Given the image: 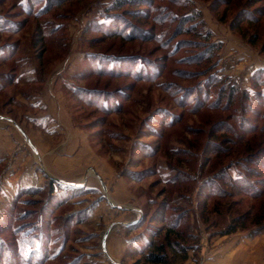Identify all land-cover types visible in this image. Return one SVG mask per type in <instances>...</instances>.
<instances>
[{
	"label": "rangeland",
	"instance_id": "1",
	"mask_svg": "<svg viewBox=\"0 0 264 264\" xmlns=\"http://www.w3.org/2000/svg\"><path fill=\"white\" fill-rule=\"evenodd\" d=\"M24 1L0 0V13L5 18L12 22L27 19L18 30L0 34L1 43L7 41L18 46L13 60L0 63V153L5 150L0 155V263L13 255L10 264H132L139 255H128V245L133 246L130 242L143 233L147 236L150 227L158 228V223L150 226L149 219L162 201L186 210L179 228L185 237L186 254L178 251L171 255V264H211L213 258L223 255L225 245L235 234L258 239L255 252L234 254L237 264L245 263L240 255H264V229L257 230L260 226L252 223L254 218L263 215L264 224V169L255 164L256 159L264 156V105L257 104L250 85L252 75L264 69L261 49L264 33L255 44H250L247 37L242 38L229 28L231 18L247 5V0L230 5L225 21H220L218 16L224 6H220L218 14L210 10L214 0H190L200 11L205 28L212 31V41L219 47H215L207 59L188 62L189 56L202 49L191 46L192 36L174 38L171 44L179 43L183 48L170 59L166 58L169 51L162 50L155 41L130 44L118 38L91 41L98 35L93 31L85 32L88 23L112 0H78L68 9L58 11L65 13L60 21L50 16L43 19L53 24L62 23L63 27L50 37L51 46L46 53L41 81H38L35 60L38 52L32 43L35 20L21 9L19 4ZM263 4L259 2L253 7ZM129 22L150 27V23ZM261 29L264 31V22ZM253 31L251 28L248 33ZM89 53L138 55L148 60V67L154 71L159 64L164 65L153 81L109 76L82 78L79 73L88 67L85 55ZM139 66L141 62L134 68ZM11 75L13 82L7 80ZM210 75L222 78L224 84H229L225 80L229 77L239 90L248 92L247 122L255 123L262 135L247 134L239 139L215 131L216 138L229 137L225 147L231 146L230 151L234 152L230 155H225L228 153L225 151L223 154L206 152L209 128L214 121L224 119L234 108L244 107V104L236 98L230 108L225 107L223 101L217 110L198 109L193 104L195 99L206 102L209 97L202 98L197 92H191L195 88L202 89ZM70 84L107 91L111 96L104 103L111 105V111L103 114L84 103L68 88ZM171 85L174 86L169 87ZM217 89L218 86L208 89L209 101L216 97ZM258 89L264 91V86L256 91ZM116 103L119 111L114 110ZM61 118L79 129L80 142L87 140V144L84 143L88 145L87 152H80L78 157L84 176L79 185L67 186L51 179L45 175L46 171L39 169L42 155L36 151L32 154L30 135L44 139L54 134V144L51 142L49 147L60 149L63 146L69 133L65 130L50 132ZM252 144H257L261 151L257 154L246 151L245 147ZM79 150L73 156L79 154ZM56 156L60 157V153ZM61 156L68 158L69 154L65 152ZM229 160L242 161L246 168L256 170L252 181L262 190L255 199L233 192L229 198L220 200L201 190L200 185ZM31 163L36 173L45 176L42 186L21 185L22 181L16 178ZM97 164L103 166L102 177V172L99 174L94 169ZM227 173L236 176V168L229 166ZM174 176H178L176 182H172ZM5 178L10 179L11 189L3 185ZM217 184L220 180L215 186ZM75 188L78 191L72 192ZM66 192L67 196L61 199ZM117 198L121 203L114 202ZM239 199H242L240 203L227 208V204ZM47 205L53 206L49 212L44 211ZM131 208L137 210V220L129 225L122 223ZM247 209L251 213L247 228L223 235L230 219ZM143 215L145 219L140 225ZM7 222L10 229L5 226ZM256 230L260 232L255 234ZM39 255L46 258L41 260ZM258 264H264V257Z\"/></svg>",
	"mask_w": 264,
	"mask_h": 264
},
{
	"label": "trees",
	"instance_id": "2",
	"mask_svg": "<svg viewBox=\"0 0 264 264\" xmlns=\"http://www.w3.org/2000/svg\"><path fill=\"white\" fill-rule=\"evenodd\" d=\"M76 1L78 0H25L23 3L19 4L26 16L35 20L32 30L35 38L32 43L34 45L33 47H35L38 52L35 58L39 75L38 81H41V76L44 75V64L47 62L45 57L51 46L50 37L63 27L62 23L53 24L50 21L43 19L44 17L50 16L54 20L60 21V19L65 18L62 17L65 13H58V11L61 8L68 9V7ZM164 1H166L167 4H164ZM247 2L248 3L244 8L239 9L233 15L229 22V28L232 31L237 32L242 38L247 37V41L250 44H255L261 37V34L264 33L261 29L262 23L264 22V4L260 7L253 6L256 3L264 2V0H247ZM239 3V0H214L213 5L210 6V10L214 14H218L220 6H224L221 14L218 16L220 21H225L228 7ZM188 7H190L189 10H187ZM131 20L139 21L143 24L150 23V27L136 26L129 22ZM25 22H27V19L23 22H12V20L5 18V16L0 13V34L10 31L14 32ZM158 26L159 28H157ZM160 26H162V29ZM251 28H253L254 31L249 34L248 31ZM90 31H93L98 35V37H92L90 39L91 41H99L103 38H118L122 42L128 44L134 42L150 43L155 41L159 43L162 50L164 49L166 52L169 51L166 56L168 59L174 58L173 56L179 53L183 48V46H181L182 44H171L175 37L192 36L193 40L190 41L192 42L190 43L191 46L202 47V49L189 56L187 62L193 59H196L197 61L207 59L210 56V52H212L215 47H219V45L217 46V44L212 41V31L205 28L200 11L192 6L190 0H112L102 8L97 17L88 23L85 32ZM247 33L249 35H247ZM17 48L18 46L16 43H10L7 41L0 42V63L13 60ZM261 49L264 51V40ZM85 58L89 65L79 73V76L82 78L109 76L113 78L132 77L135 80L153 81L160 73V68H162L160 66L164 65V63L159 64V67L154 71L152 68L150 69L148 67L150 65L148 60L144 57L133 54L110 56L108 54L99 55V53H89L85 55ZM183 59H185V57ZM112 62L114 63L110 65ZM140 62L141 66L137 67V69L134 68L135 65ZM146 66L149 69H147ZM7 80H12L13 82L14 76H9ZM225 80L229 81V84H224L220 77L210 75L206 78V83L202 87L205 91L202 92L201 88H195L191 93L197 92L202 98L207 99L209 97L210 100V90L213 87L218 86L216 97L213 100L203 102L199 99H195L193 104H195L198 109L213 108L217 110L223 101V105L230 108L236 98L240 104H244V107L241 106L240 108H234L232 113L227 114L224 119L219 118L214 121L209 128L210 133L208 137L210 139L206 152L216 151L218 154H223V151H225L228 152L225 153V155H230L231 152H234L230 151L231 146L229 148H226L227 146L225 147L229 137L216 138L214 134L217 132L215 131H220L223 134L229 133L233 136L235 135V138L239 139L241 136L247 134L255 135L256 133H259L260 136L262 135L256 130L258 127H255V123L249 124L247 122L248 117L245 114L249 108L248 100L250 96L248 92L245 90H239V88L230 81L229 77L225 78ZM250 80L253 96L256 95L257 104L263 106L264 91H259V89L256 91V88H262L264 86V69L257 70ZM173 86L174 85H171L169 87ZM68 88L73 90L75 97L84 101L86 104L94 106V108L101 111L103 114H108V112L111 111L109 108L111 105L104 103V101L111 96L107 91H102L96 88L84 89L73 86L72 84H70ZM172 91L173 90H171V92ZM181 94L183 96L185 95L184 92ZM114 106V110L119 111V105L116 103ZM258 113L259 112L256 114ZM244 115L245 117H243ZM219 138L220 140L218 141ZM218 143L219 146L217 145ZM252 149H254V151H252ZM245 150L251 153L253 152L252 154H257L261 151L258 149L257 144L246 146ZM256 160L255 164L264 169V156ZM229 166H234L236 168V176L232 177L227 173V168ZM255 172V169L249 167L246 168L242 161L229 160V162L218 172L212 174L211 177H208L206 182L202 183L200 187L201 190L203 188L204 192L207 191L209 196H212L215 199L221 200L224 197L229 198L233 192H235V195L243 198L246 196L255 199L262 190L260 189L262 187H259V184L252 181V175ZM177 179L178 176L172 177V182H176ZM218 180H220V184L215 186V182ZM73 191H78V188H75L72 192ZM60 193H62V191ZM67 193L68 192L65 193L66 195H62L61 199L67 196ZM241 201L242 199L231 201V203L227 204V208L230 209L232 205H237ZM54 205L57 204L55 203ZM52 208L47 205L44 207V211L49 212ZM185 211V209L180 208L178 205H169L167 201H162L158 205V210L149 219L150 226H152L153 223H158V228L154 230V228L152 229V227H150V229H147V236L143 233L140 237H137L130 242L133 246L129 247L128 245V255H139L132 264H171V255L177 254L178 251L185 255V237L183 232L179 229L185 220ZM250 215V209H247L242 214H237L232 217L222 234L228 235L237 231L245 230ZM144 219L143 215V218L139 223L140 225H142ZM254 219L252 220L253 225L260 226V229L257 230L262 231L264 229V224H262L263 215L255 220ZM139 224L134 226L137 227ZM5 226L10 229L9 222H7ZM257 230L255 231V234L260 232ZM133 248L134 251H129ZM8 258V261L5 260L2 264H10L13 255H9ZM45 258V255H39V259L44 260Z\"/></svg>",
	"mask_w": 264,
	"mask_h": 264
},
{
	"label": "crops",
	"instance_id": "3",
	"mask_svg": "<svg viewBox=\"0 0 264 264\" xmlns=\"http://www.w3.org/2000/svg\"><path fill=\"white\" fill-rule=\"evenodd\" d=\"M61 125V129H60ZM54 127V126H53ZM51 129V128H50ZM49 129V130H50ZM57 131H55V130ZM50 132H55L59 133L62 130H65V132L69 133L68 134V139L67 141L63 143V146L60 149H56L53 146V148L49 147L51 146V142L53 143V138H55V135L51 134L50 136L47 135V137H44V139L39 135V136H34L30 135V143L32 147V154L34 155V151L36 153L42 155V163L41 165L39 164V169L42 171H46L45 175L50 176V178H55L58 180H61L68 185H79L81 183L82 179L84 178L83 172L81 171V161L78 157H80V152L84 153L87 152V140L86 144L84 145L85 141H81L80 137L82 136L81 133L79 132V129L73 127L71 123H66V121L61 118L59 121V125H56ZM46 136V135H45ZM50 137V138H48ZM79 138V141L77 140ZM78 142H80L78 144ZM79 150V154H73L77 149ZM5 153V150L1 151L0 155L2 153ZM68 152L69 156H73L71 159L64 158L61 156L63 153ZM60 153V157L56 156L57 154ZM55 155V156H54ZM77 155V156H76ZM20 157V155H19ZM17 157V159L19 158ZM97 158V157H96ZM98 160V159H96ZM99 161H97L98 163ZM43 165V166H42ZM27 169L22 170L21 176L17 175V179L19 178L22 183L21 185H27V186H42L43 182L45 180V176H41L40 173H36L34 171V166H32V163L26 167ZM94 169L101 174L103 166L97 164ZM48 173V174H47ZM20 176V177H19ZM101 177L103 176V172L100 175ZM51 178V179H52ZM53 179V180H55ZM5 182H3V185L11 189L9 186V178H5ZM56 181V180H55ZM67 185V186H68ZM92 186V185H88ZM116 203H121L118 198L114 200ZM119 205V204H117ZM116 205V206H117ZM131 211H128L129 213L125 216L123 219L122 223L125 224H131L135 222L138 218V212L137 210H134L131 208ZM257 237H248L242 234H235V236L230 238V241L225 245V248L223 249V255H218V257L213 258L211 264H237L235 259V255L238 252H241L243 254H247L250 252H255L257 250ZM242 257V262L245 260L244 264H258V260L261 259V257H264V255H240ZM222 257V258H221ZM250 257V258H249ZM247 261H250L248 263Z\"/></svg>",
	"mask_w": 264,
	"mask_h": 264
},
{
	"label": "water",
	"instance_id": "4",
	"mask_svg": "<svg viewBox=\"0 0 264 264\" xmlns=\"http://www.w3.org/2000/svg\"><path fill=\"white\" fill-rule=\"evenodd\" d=\"M52 178V177H51ZM52 179H55V178H52ZM56 181H58L59 183H63V184H66V185H68L67 183H65V182H63V181H61V180H58V179H55ZM108 231V230H107ZM107 231H105L104 233H103V240H104V238H105V236H106V234H107Z\"/></svg>",
	"mask_w": 264,
	"mask_h": 264
}]
</instances>
